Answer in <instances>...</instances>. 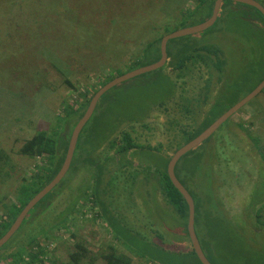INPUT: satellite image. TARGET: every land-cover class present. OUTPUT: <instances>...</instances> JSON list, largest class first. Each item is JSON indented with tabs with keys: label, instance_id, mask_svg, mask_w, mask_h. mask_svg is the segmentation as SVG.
Segmentation results:
<instances>
[{
	"label": "rangeland",
	"instance_id": "1",
	"mask_svg": "<svg viewBox=\"0 0 264 264\" xmlns=\"http://www.w3.org/2000/svg\"><path fill=\"white\" fill-rule=\"evenodd\" d=\"M112 3L113 0H28V4L21 2L12 8H8L5 1L0 4V148L10 156L23 177H29L37 166H45L39 158H28L18 153L26 139L36 131H53L58 132V139L65 142L70 138L77 119L73 115L66 117V106L76 109V114L82 112L88 98L94 95L106 77L141 67L135 58L140 55L135 32L137 27L129 22L128 30L122 29L127 23L125 19L129 18L127 15L116 18L119 23L111 29L113 34H107L104 26L113 16H109L108 12L105 14L102 8L111 9ZM176 4L177 0H162L154 6L158 12L161 8L163 13L171 11ZM189 5L193 7L191 0ZM226 10L223 19L242 13L255 17L248 11L250 9L243 7L233 5ZM122 12L126 11L121 10L118 14ZM53 15L58 17L56 34L47 36L53 27L44 21ZM146 15L153 17L151 11H147ZM133 21L138 23L139 18ZM232 37L230 31L219 32L213 28L193 38L201 43L211 38L210 41L217 43L222 50L225 55L222 72L227 75L223 86L234 81L240 86L242 81L250 85L254 80L251 71L260 73L264 70V57H259L258 52L251 54L247 41L239 42ZM154 38V34L144 36V40L148 41ZM246 46L248 52H244ZM74 52L77 58L73 57ZM80 52L84 54L83 58ZM45 68L44 75L42 71ZM159 73L156 70L137 76L105 93L79 137L81 140L83 135L88 136L100 126V132L107 136L112 128H116L110 140L120 142V132L130 131L133 141L144 145L140 150H132L133 155L128 152L121 153L119 157L108 150V143H104L103 148L91 157L100 162L107 159L101 165L104 168L111 166L104 171L101 184H98V196L104 192L103 198H117L118 201L111 206L116 211L101 215V220L109 227L99 225L95 217L90 219L91 213L82 215L89 205L82 207L83 200L78 196L94 185L92 175L96 172L93 166H78L76 173L70 169L62 179V183H67L60 192L54 193L43 206L32 209L25 223L4 247L6 249L0 251V264H14V261L10 262V255L22 247L27 261L29 253L40 255L39 251L43 250L46 264H75L69 258L74 247L73 234L85 242L90 256L113 245L118 254L130 259V264H197L190 254L192 247L189 241L178 235L182 232L180 219L174 221L171 217H164L165 226L159 223L162 227H154L155 220L144 210L139 211L142 206L151 210L154 198H163L155 182L154 168H162L168 156L182 144L172 125L176 127L175 123L188 124L189 121L173 107L176 98L168 100L163 106L158 105L162 98L166 100L169 95ZM246 91L241 86L238 97H244ZM191 95L193 93L188 96ZM212 101L214 104L215 100L210 99L208 106ZM202 116V110L195 109L191 120H199ZM254 138H258L257 147L254 146ZM263 143L264 90L226 120L205 144L220 155H216L211 163L214 182L217 178L215 201L219 200V204L223 205L221 210L232 227L248 238L252 247L260 249L262 242V250L264 225L254 231L257 222L254 210L256 212L264 202V165L257 167L261 162L259 149ZM8 196L15 202L12 192ZM143 198H149V207L143 205ZM253 201L256 202L254 208L250 206ZM161 204L164 205L163 202ZM172 210L177 217L174 209L169 207V211ZM74 213L75 216L72 215ZM3 218L8 219L7 215H0V220ZM114 239H119V243ZM230 254L222 251L215 257L225 258L228 255L222 260L230 264ZM261 254L264 255V252ZM88 261L83 259L77 264H88ZM94 264H104V261L96 257Z\"/></svg>",
	"mask_w": 264,
	"mask_h": 264
},
{
	"label": "trees",
	"instance_id": "2",
	"mask_svg": "<svg viewBox=\"0 0 264 264\" xmlns=\"http://www.w3.org/2000/svg\"><path fill=\"white\" fill-rule=\"evenodd\" d=\"M4 1L9 5L8 8L15 7L21 2L28 4V0H0V4L2 5ZM161 1L162 0H113V3L111 4L112 10L106 7L102 8V11L105 14L108 12L109 16H113V18L108 19V22H106L104 26L108 30L107 34H113L111 29L116 28L119 23L115 19L125 15L129 18L125 19L124 22L127 23L122 26V29L128 30L130 27L129 22H133L137 27L135 32H137V41H139L138 51L140 46V55L135 58L138 64H141V67L155 63L159 60V43L163 36L178 29L200 24L209 19L215 2V0H191V4L193 6L191 7L190 5L188 6L190 0H177V4L171 11H163L162 13L160 12L161 8L158 12L154 6L155 4L161 3ZM255 1L264 6V0ZM37 4L45 5L42 3ZM233 5L236 7H243L247 10H252L253 12L250 10L248 11L253 13L255 17L242 13L240 16H235L233 14L234 16H227L223 19V13L227 11L226 9L228 6ZM121 10L126 12L118 14ZM147 11H151L153 13V17L147 16ZM57 18L58 17L55 15L48 16L46 21H44L50 23L53 27L47 36L56 34ZM136 18H139L138 23L133 21ZM196 18L198 20L192 23V21ZM246 18L250 20H247ZM213 28L219 32L230 31L233 36L232 38L239 42L245 40L250 44L251 54L253 52H258L259 57H264V41H262V37H264V17L255 8L226 0L220 6L216 22L206 31L209 32ZM146 34H154L155 38L151 41L144 40V36ZM197 35L170 40L166 47L167 61L165 65L158 70L160 72V78L165 83L164 87L169 93L167 99L164 100V98H162L158 105L163 106L168 100L176 98L177 101L173 107L180 110L186 118H189L188 124L175 123L176 127L172 125V130H174L176 134L180 135V143L182 142L180 147L197 137L228 108L242 99L243 97H238L239 88L241 86L244 90H247L245 94L247 95L264 79V70L260 73L252 70L251 75L254 77V80L250 85L242 81L240 86L235 84L237 81H234L231 84L228 83L226 86H223V82L226 83L224 80L225 76H227L226 73L222 72V69L225 67V55L218 47L217 43L210 41L211 38L206 39L203 43L196 42L197 38L193 37ZM248 50L249 48L246 46L244 52H248ZM76 54L77 53L74 52L73 57L77 58ZM79 54L82 58L84 57V54L81 52ZM79 58L81 57L79 56ZM42 72L45 75L46 68ZM123 74L124 72L106 77L101 82L99 87L101 88L113 78ZM263 90L261 92H263ZM191 93H193V95L189 97L188 95ZM92 96L88 98L84 110L78 114H76V109L72 110L71 107L66 106V117L71 118L73 115L77 118L73 127L84 114L85 109L88 106L87 104H89ZM210 99L215 101L214 104L212 101L211 105L208 106ZM206 106L208 107L206 108ZM195 109L198 111L200 109L202 110L203 116L199 120H191V116L194 114ZM98 113L100 114L101 112ZM172 123L173 121L171 124ZM195 124L196 127H194ZM240 126L244 129L243 125ZM83 129L80 131V134ZM131 130H133L132 127ZM114 131H116V128H112V131L107 136V134L101 133L100 126H97L96 129H94V131L88 136L83 135V137H81L82 141L80 144V151L77 152L78 154L76 155L75 151L80 142L79 134L73 159L69 168V170L73 169L74 173H76L75 171L78 169V166H93V169L96 172V174L92 175L94 185L92 187L89 186L84 190L82 195L80 194V196H78L83 200L81 204L82 207L87 205L90 206L87 210L82 211L83 216L87 213H91L89 214L90 219L94 217L101 219V215L103 214H99V211L95 213L91 210L93 209V206L90 204L94 202L90 198H100V195L98 196V184H101V176L104 173V167L101 164L107 162V159L105 158V161H96V158H91L92 155L101 150L104 143H108V150L115 152L119 157L121 153L126 154L131 150H140L144 147V145L142 146L140 144H136L133 141L130 131L122 130L120 132V142L116 139L110 140ZM58 138V132L51 131L48 133L46 131H36L32 136L24 141L18 153L28 158H39L45 165L43 167L37 166L29 177H23L21 171L17 168L10 156L0 148V215H7L8 217V219L3 218L4 220H0V238L10 228L24 206L40 190L49 184L60 170L65 158L69 140L67 139L63 142ZM209 140L210 138L194 150H191L184 155L177 162L174 169L175 176L178 181L187 190L193 200L195 210L194 230L201 249L211 264H225L226 261L222 259L227 258L228 255H226L225 258L220 257L217 259L215 257L222 251L226 252V254L231 253L230 264H264V261H262L264 255L261 254L264 252V250H262V242L259 244L261 246L260 249L252 247V243L249 242L248 238L240 235L241 233L232 227L230 220H228L225 213L221 210L223 208L222 205L219 204V200L216 204L215 187L217 186V178L214 182L213 167L211 163L216 155L219 157L220 155L219 153L213 151V149H208L209 147L205 146ZM253 141L254 146L257 147L258 138H254ZM176 150L172 152V155ZM171 156H168V159L162 168H154L155 177H157L155 182L158 186L160 194L163 196V198H154L155 204L153 205V211L155 224L157 226L160 223L162 226H165L163 218L168 217L169 207H171L174 209L177 218L182 221V232L179 236L181 238H186L191 246L186 227L188 206L182 195L172 185L166 172L167 163ZM259 158L261 162H259L260 164H258L257 167L260 168L261 164L264 165V143L261 150L259 149ZM109 161H112L111 157L109 158ZM66 183L67 182L62 183L61 181L59 185H57L49 194L37 203L35 207L43 206L46 200L51 198L54 193L60 192V189H63ZM11 192L13 193L15 202H12L11 199L8 198V195ZM161 202H163L164 205H162ZM255 204L256 202L253 201L251 206L254 208ZM111 206L112 204L109 205L108 212L115 210ZM103 212L107 211L103 210ZM26 218L23 220L22 225L25 223ZM263 218L264 202L255 212L254 220L257 222L254 225V231H256V229L261 225H264ZM161 225H159V227ZM106 227L108 228L109 226L106 225ZM42 232L44 233L43 230ZM253 234L258 233L253 232ZM71 237H73L74 247L72 252L69 254V258L72 263L77 264L83 259H88V264H94L95 258L100 257L102 261H104V264H130V259L122 254H118L113 245L107 246L105 249L106 251L97 250L98 252L93 254L94 256H90V251L86 247L85 242L80 240L75 234L71 235ZM107 237L110 238L111 235H107ZM159 237L160 238L158 239L161 241V236ZM10 241L11 239L2 248H0V250L3 249ZM114 242L119 243V239H114ZM190 250V254L194 256L197 264H201L193 249L191 248ZM19 251L15 252L14 255H10L14 264L20 263L23 257H25L24 248L22 247ZM39 253L40 255L29 253V260L27 261V264L36 263L41 258L40 256H42V258L44 257L43 250L39 251Z\"/></svg>",
	"mask_w": 264,
	"mask_h": 264
},
{
	"label": "water",
	"instance_id": "3",
	"mask_svg": "<svg viewBox=\"0 0 264 264\" xmlns=\"http://www.w3.org/2000/svg\"><path fill=\"white\" fill-rule=\"evenodd\" d=\"M226 0H215L212 13L209 19L206 21L196 24L193 26H189L186 28L178 29L172 33H169L165 36H163L159 43V49H160V58L157 62L142 66L140 68L134 69L128 73H125L123 75H120L118 77L113 78L111 81L107 82L105 85H103L101 88H99L92 98L89 101V104L80 118V120L77 121L76 125L74 126L64 161L62 163V166L56 176L50 181L49 184H47L42 190H40L21 210V212L18 214V216L15 218L14 222L10 226V228L7 230V232L0 238V248H2L11 238L12 236L18 231L20 228L23 220L27 217L28 213L36 206L37 203H39L47 194H49L59 183L62 181V179L67 174L72 159L74 155V151L76 148L78 136L80 134V131L84 127V125L87 123V121L92 116L93 111L95 110V107L101 97L107 93L110 89L117 86L120 83H123L125 81H128L132 78H135L137 76L150 73L156 70L161 69L166 61H167V52L166 47L167 43L170 40L178 39L186 36H192L197 35L201 32H204L205 30L211 28L213 24L216 22L219 14V9L221 4ZM234 3L246 5L252 8H255L260 14L264 17V6H262L259 2L255 0H228ZM264 89V79L247 95H245L242 99H240L238 102H236L233 106L228 108L223 114H221L214 122H212L204 131H202L197 137H195L193 140L189 141L188 143L184 144L183 146L179 147L171 156L167 163L166 172L167 175L172 183V185L178 190V192L182 195L184 198L187 206H188V217H187V233L190 240L191 247L196 254L198 260L201 264H211L207 258L205 257L201 246L199 244L198 238L195 234L194 230V203L190 196V194L187 192V190L181 185V183L178 181L177 177L175 176V166L177 162L186 155L189 151L194 150L198 146H200L204 141L209 139L212 134L228 119H230L233 115H235L237 112H239L246 104H248L253 98H255L257 95L261 93V91Z\"/></svg>",
	"mask_w": 264,
	"mask_h": 264
},
{
	"label": "crops",
	"instance_id": "4",
	"mask_svg": "<svg viewBox=\"0 0 264 264\" xmlns=\"http://www.w3.org/2000/svg\"><path fill=\"white\" fill-rule=\"evenodd\" d=\"M137 151V150H136ZM133 152H132V150H131V152H129L128 154L129 155H133L132 154ZM140 152H137V154H139ZM107 168H109V169H111V166L109 165L108 167H106V168H104L103 169V171H106L107 170ZM121 171H124V170H121ZM111 181V180H110ZM109 185V184H108ZM107 185V186H108ZM104 186V185H103ZM104 194H106V193H104V192H102L101 194H100V198H90L94 203H92V204H90L91 206H93V209H91V210H93L95 213H97L98 211H99V214H102L103 213V210H105V211H107L108 212V209H109V205L110 204H114L115 202H118V201H116L117 200V198H101ZM142 203H143V205L144 206H146V207H149V198H143V200L141 201ZM216 204H217V202H216ZM251 204H252V202H251ZM251 204H250V206H251ZM73 205H76L75 203L73 204ZM90 207V206H89ZM252 207V206H251ZM74 208H76V206L74 207ZM222 208H223V205H222ZM253 208V207H252ZM94 209H96V210H94ZM81 209H79V211H80ZM141 210H144L145 212H146V214L148 213V215L153 219V220H155L154 219V211H153V207H151V210H148L147 208H145V209H143V206L139 209V211H141ZM77 211V210H76ZM114 211H116V209L114 210ZM173 211V210H172ZM73 216H75L76 215V213H74V214H72ZM254 215H255V210H254ZM168 217H171L174 221H176V220H178V218L177 217H175V216H173V214H172V212H168ZM179 221V220H178ZM97 223L99 224V225H103V224H105V222H103L101 219H99V218H97ZM182 224V223H181ZM104 226V225H103ZM105 226H106V224H105ZM153 226L155 227L156 226V224H155V221H153ZM161 227V226H160ZM164 229H166V228H164ZM178 234V233H177ZM179 235V234H178ZM11 253V252H10ZM11 255H14V254H12L11 253ZM10 260H11V258H9ZM11 263L13 262V261H10Z\"/></svg>",
	"mask_w": 264,
	"mask_h": 264
},
{
	"label": "built area",
	"instance_id": "5",
	"mask_svg": "<svg viewBox=\"0 0 264 264\" xmlns=\"http://www.w3.org/2000/svg\"><path fill=\"white\" fill-rule=\"evenodd\" d=\"M41 258L39 259V261L38 262H36V263H33V264H46L47 262H46V259H44V257L42 258V256H40ZM18 264H27V260H26V258L25 257H23V259H22V261L20 262V263H18Z\"/></svg>",
	"mask_w": 264,
	"mask_h": 264
},
{
	"label": "bare ground",
	"instance_id": "6",
	"mask_svg": "<svg viewBox=\"0 0 264 264\" xmlns=\"http://www.w3.org/2000/svg\"><path fill=\"white\" fill-rule=\"evenodd\" d=\"M181 14V13H180ZM251 57V56H250ZM217 80V79H216ZM88 105V104H87ZM69 139V138H68ZM81 141V140H80ZM80 143V142H79ZM98 149V148H97ZM58 234V233H57ZM64 242V241H63ZM38 251V250H37ZM34 255V254H33ZM4 258V257H3ZM12 261V260H11Z\"/></svg>",
	"mask_w": 264,
	"mask_h": 264
},
{
	"label": "flooded vegetation",
	"instance_id": "7",
	"mask_svg": "<svg viewBox=\"0 0 264 264\" xmlns=\"http://www.w3.org/2000/svg\"><path fill=\"white\" fill-rule=\"evenodd\" d=\"M21 225H22V224H21ZM4 249H6V248H4ZM4 249H3V250H4ZM1 250H2V249H1ZM1 250H0V251H1Z\"/></svg>",
	"mask_w": 264,
	"mask_h": 264
}]
</instances>
